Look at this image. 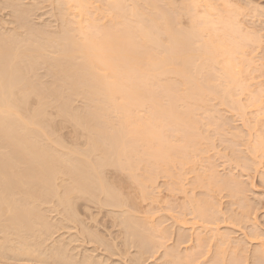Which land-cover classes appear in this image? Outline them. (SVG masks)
<instances>
[{
	"label": "bare ground",
	"instance_id": "6f19581e",
	"mask_svg": "<svg viewBox=\"0 0 264 264\" xmlns=\"http://www.w3.org/2000/svg\"><path fill=\"white\" fill-rule=\"evenodd\" d=\"M0 3L12 10L24 31L20 33L19 26L0 31V264H125L122 255L141 264L146 252L161 248L173 264L248 262L250 243L231 245L234 239L221 233L216 213L209 214L205 203L187 213L203 225H182L170 235L164 234L162 224L154 225L150 234L158 243L147 250L127 219L106 238L79 221L75 210L79 199L107 206L117 199L106 185L107 167L134 173L145 193L154 188L160 174H171L177 166L197 172V161L210 153V141L200 128L208 121L202 122V116H215L210 107L232 103L241 116L248 109L256 117L264 114L262 90L255 94L253 90L247 101L243 99L246 103L241 99L256 68L250 50L262 45V37L242 28V9H233L228 0H181L178 5L172 0ZM47 4L58 18L57 28L29 27L33 8ZM259 9L252 10L259 13ZM184 17L189 19L187 28L182 27ZM37 65L47 67L57 86L50 88L36 79ZM64 91L85 99L88 116L69 108ZM33 99L39 101L36 109ZM50 107L83 132L72 129L79 136L71 130L68 141L57 137L45 120ZM261 132L252 146L248 144L253 166L264 159ZM212 164L204 173L194 174L197 188L209 195L219 187ZM235 183L240 190V181ZM53 199L63 207L64 217L77 225L76 239H53L62 223L50 224L40 209ZM123 205L117 200L114 206ZM79 241L82 245L73 247ZM165 241L173 244L167 246ZM260 244L261 250L254 255L251 251L252 259L264 263V239ZM211 247L214 250H206Z\"/></svg>",
	"mask_w": 264,
	"mask_h": 264
},
{
	"label": "rangeland",
	"instance_id": "374dc122",
	"mask_svg": "<svg viewBox=\"0 0 264 264\" xmlns=\"http://www.w3.org/2000/svg\"><path fill=\"white\" fill-rule=\"evenodd\" d=\"M228 1L233 9H242V16H240V20L243 21L242 28H244V31H248V33L251 32L249 34L254 32L253 36H257L255 35L256 32V34L262 37L260 39V37L257 36L262 41L260 48L258 47V49L254 51L257 46L254 47L253 50H250L251 53L249 54L251 59L253 58L252 61L255 62V64H253V68L256 66L254 69L256 71L253 70V74L251 75V80L249 82L251 87L253 85V89L249 87L250 89L244 92L248 93L242 94L241 96L242 100L244 99L247 101L248 98L252 96V93L255 94L257 91L260 92L262 90L263 93L262 91L261 93L264 95V0ZM172 2L178 5L181 0H172ZM218 3L223 4V1H219ZM254 6H258L260 8L258 10L259 13L252 10ZM261 10L263 11L261 12ZM260 13H262V15H258ZM57 19L58 18L55 15L53 7L47 4L45 7L41 6L40 9L33 8V12H31L28 23L29 27H36V29L41 28L54 30L59 24ZM20 25L21 22H18L13 18L12 10L4 7L0 3V31L8 32L9 29L11 30L17 26L21 27ZM182 25L184 28L188 27V17H184L182 19ZM4 27L7 29H4ZM20 30L23 31V28H19V31ZM26 30L27 29H25V31ZM22 33H24V31ZM35 71L37 74L36 79L50 86V88L57 86L55 84V80L50 75L45 65H37ZM255 88L258 89L256 90ZM64 94L67 98L69 108L72 111L88 116L89 107L83 97L69 96L66 91H64ZM247 95L250 96L247 98ZM244 100L243 103L245 102ZM216 103L217 102L214 104ZM38 104L39 101L37 99L32 100L33 109H36ZM226 104L227 103H225V105H221L220 108L218 107V104H216V108L213 106V108L210 107L215 116H213V113L211 115L209 113L201 117L202 122L205 120H211L210 117L214 118V121L215 119H218L216 120V122H218L216 124V122L214 123L212 120L209 121L213 126L211 124H207L206 122L208 121L204 124L202 123L205 127L207 125H211V129L208 126L206 128L207 130L204 129L205 127H202V125L200 127L202 128L201 131L207 138V141H210L211 146H209V148L212 149L211 151H209L210 149L208 150L210 153H207V158L205 157L204 160L197 161V165L201 166H196V170L198 168V173L196 171L193 173L192 170L189 171L190 169L188 168L190 167L187 168L188 172L186 168L183 169L179 167L176 169L178 167L177 166L174 168L175 170H171V174H160L155 181V185L153 186L154 188L149 189L145 193V185H143L137 177L132 175L134 173L119 169L118 167H107L105 174L107 175L108 184L106 185L109 188L111 195L117 197V199H112L111 202L108 203L110 204L108 206L105 204L100 205L92 203L90 200L86 199L76 200L75 210L78 214V220L89 226V228L91 226L99 230L106 238H110V232L115 234L119 227H122L124 219H127L129 223L134 225L137 229L136 240L145 249L146 247L147 249H151L152 246L158 243L156 236L154 237L150 234V229L154 225H159L160 227V224H162L161 229L163 228L167 230L166 233L164 232L166 235L167 233L171 234L172 231H175L182 225H185L187 228L199 227L204 224L203 221L200 219H194L193 217L187 215V213L195 208V206H202V204L205 203L207 210H210L209 214L213 212L216 213L215 223H218V225H216L219 226V228L221 227V233L230 235V240L234 239L231 240V245L232 241L234 242L233 245H236V242L237 244L240 242L244 244L247 243V241L250 243L248 245L249 251H246L245 254L249 260L248 262L244 261L246 263L242 261V264H264L258 262L257 258L252 259V253L254 255L255 252L262 249V247H260V241L264 239V159H257L256 165L253 166L254 161L253 158L251 159L252 155L250 154V151L252 152L250 148H252V144L256 142L258 134H262L261 130L264 131V118H261L264 114H260L256 117L257 115L250 113V110L248 109L247 112L249 114L246 112L244 117L243 114L241 116V113L236 110V106H231L232 103H230V105ZM217 108L222 113L217 111ZM47 111L48 115L45 120L50 122V125L54 128V130H56L57 137L62 135L60 137L61 139L63 136V139H69V135L71 134L69 132L72 129H74V131L77 130V132L80 130L82 131L80 127L70 123L71 121L59 116L55 108L50 107ZM218 113H221L222 115H219ZM223 124L226 126H222ZM249 126L253 127L252 130ZM258 126H260L259 129ZM236 131L241 135L239 136V134H236ZM74 135L78 134L75 133ZM232 137H234V139H232ZM237 138L240 140L238 141ZM66 139L65 142L67 143L68 139L67 141ZM82 141H85V139H82ZM248 144L251 146H248ZM208 156L210 159H208ZM204 161L205 163H202ZM200 162L206 166H202ZM211 162H213V164ZM208 163L210 164L209 166L212 164L215 172L217 171V179L219 180L217 183L219 185L216 189L217 191L211 195L203 193V189L201 188V190L200 187L197 188L195 184L196 175H198L199 172L204 173L202 170L204 168L206 169ZM195 173L196 175H194ZM224 180L228 184L226 185L227 187L223 185V182H225ZM239 181L241 183L240 190L236 187L235 183ZM178 188H181V190ZM100 197L102 200L106 199L104 194ZM117 200L124 202L123 207L114 206ZM191 200L195 201V203H191ZM40 209L44 212L50 224L57 226L60 225L59 223H62L61 226L63 229L56 231L53 235V239L61 240L62 237L67 238V241L76 239L78 236V230L75 229V226L77 225L64 217L65 214L63 212V207L59 206L57 199H53L52 202L42 205ZM123 211H125V213H123ZM126 211L130 214H126ZM79 228L80 230L83 229V227ZM126 238L130 239L129 236ZM77 239L81 238L78 237ZM118 243H123V239L119 240ZM166 243V245L169 246L173 244V241H168ZM80 245H82V241L75 242L73 247H78ZM209 249L212 251L214 250V247L207 248L206 250ZM130 252L134 254L135 250L132 249ZM166 252L167 250L164 248H161L157 252L155 251L153 253L146 252L147 254L144 255L141 264H173L171 263V258H169L168 255L165 256ZM127 257L128 258H125L124 255H122V258H124L123 260L126 261L125 264H134L131 259L132 256Z\"/></svg>",
	"mask_w": 264,
	"mask_h": 264
}]
</instances>
